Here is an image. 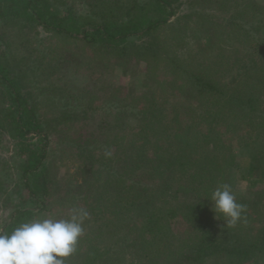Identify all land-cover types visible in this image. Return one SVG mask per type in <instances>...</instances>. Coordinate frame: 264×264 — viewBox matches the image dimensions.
I'll return each mask as SVG.
<instances>
[{
  "label": "trees",
  "instance_id": "16d2710c",
  "mask_svg": "<svg viewBox=\"0 0 264 264\" xmlns=\"http://www.w3.org/2000/svg\"><path fill=\"white\" fill-rule=\"evenodd\" d=\"M174 1L178 0H148L156 13L153 17L130 12L126 21L118 22L107 15L101 22L82 18L80 23L70 9L59 15L49 0H0V24L5 29L10 22H19L20 26L36 23L74 40L90 39L100 47L112 45L116 53L126 56L123 44L129 36H150L172 25L168 19L173 14ZM109 4L104 0L102 9ZM241 8L236 10L235 6L217 26L216 18L194 7L184 14L186 19L203 16L210 24L207 28L211 32L205 38L214 54L205 58L210 60L197 61L196 67L191 60L182 63L172 56L174 53L169 55L167 41L164 45L150 40L142 49H136L145 55L148 70L153 72L164 65L167 71V79L163 80L167 89L139 94L142 107L133 98L122 97L121 87L109 92L108 98L118 99L115 104L103 101L93 105L94 91L69 95L79 99L78 109L83 114L112 113L115 122L102 119L99 126L103 140L77 145L86 156L66 182L56 175V166L50 159L45 161L54 136L36 114L20 77L5 66L3 52L0 53L3 125L22 157L21 176L31 199V206L14 210L1 232H10L34 218H57L60 212L84 200L83 208L90 213L86 222L93 224L84 230L75 253L80 246L88 250L74 264H95L104 258L108 264L106 256L119 259L122 249L112 244L101 248L97 238L114 229L113 237L122 239L120 231L126 228L134 264H264V51L259 53L264 50V34L250 33L252 19L264 13V4L253 1ZM228 33L240 36L234 38L237 47L229 49L224 42ZM242 43L251 50L240 52ZM49 89L55 93L63 90L58 83H52ZM122 114L134 121L128 141L119 138ZM108 137L115 145L112 152L118 165L109 164L103 154L97 157V150L109 149L104 144ZM240 154L243 162L237 159ZM235 169H244L242 179L253 176L255 188L252 197L236 198L246 205V220L229 227L214 212L209 197L224 183L233 190ZM95 173L104 176L96 188L90 181ZM80 176L84 177L80 188L98 192L91 197L88 193L80 196L62 188ZM93 196L95 200L90 202ZM102 217L101 225L96 226V220ZM124 236L122 247L127 234ZM72 255L65 258V264H70Z\"/></svg>",
  "mask_w": 264,
  "mask_h": 264
},
{
  "label": "rangeland",
  "instance_id": "374dc122",
  "mask_svg": "<svg viewBox=\"0 0 264 264\" xmlns=\"http://www.w3.org/2000/svg\"><path fill=\"white\" fill-rule=\"evenodd\" d=\"M109 1L110 4L106 10L102 9L104 0H49V3L59 15L70 9L80 23H82V18L101 22L103 21V16L107 17V15H111L113 19L120 22L126 21L132 15L131 13H141L147 17H153L156 14L152 10L153 7L148 5V0ZM253 1L264 4V0L174 1L171 4L173 14L169 16L168 22L172 23L176 28H172L171 25L165 30L158 29L150 36L132 34L123 44L126 45L128 51L126 56L116 53L112 45L111 47H100L96 41L94 43L90 42V39L74 40V38L47 31L36 23H30L29 26H20L18 21V23L10 22L5 24V29L4 25L1 26L0 24V53L3 52L4 62H6L5 66L9 67L12 73L20 77L23 89L27 93L26 96L30 103L33 104L36 114L54 136L53 144L48 147L50 154L45 161L48 162L50 159L52 165L56 166V175L65 182V179H70V175L78 168V165L86 156L84 155L83 157L77 145L83 146L84 141L103 140V131L99 126V122L102 119L105 118L115 122L112 113L95 112L87 115L83 114L84 112L82 113L78 109L77 102H79V99L75 98L73 100V98H69V95L76 96V94L80 95L85 94L87 91H94V97L91 99L94 100L93 105L98 106L103 101L107 105L115 104L118 103V99L116 97L108 98L109 92L116 87H121L122 97L126 95L129 98H133L142 107L139 94L147 93L148 91L153 94L162 93L167 89L168 84L163 82L165 78L167 79V71L164 69V65L157 67L153 72L148 70L146 61L143 59L145 55H140L136 49H142V46L146 45L150 40L156 39L164 45L167 41V52L169 55L174 53L172 56H176L182 63L191 60L192 65L196 67L197 61L210 60V58H205L214 54V52L209 51L205 38L211 32L207 28L210 24H206L203 16L186 19L184 14L194 7L202 14L204 12L209 13L216 18L217 22L214 25L217 23L222 25L220 21L226 18L227 12L233 11L235 6L236 10L238 8L242 9L241 7H244L245 4ZM263 14L257 15V18L252 19L253 26L250 33L253 36L264 34V19L259 21ZM234 38L240 39V36L228 33L223 37L229 49L238 46ZM213 39H215L214 36ZM262 41L264 44V38H262ZM239 50L240 52H247L251 48L246 43L240 46ZM263 51L260 50L259 53L262 54ZM141 52L143 53L142 50ZM52 83L60 84L63 90L58 93L51 92L49 86ZM70 92L73 94H69ZM3 101L0 86V232L15 209L31 206V199L27 195L21 176L20 164L22 157L18 153L16 142L4 129L2 117ZM185 112L188 111L186 110ZM61 116L64 118H61ZM120 118L123 123L121 125L123 128L120 129H123V131L120 132L121 136L119 138H124L128 141L131 139L129 128L134 125V121L130 117L128 118L126 114L120 115ZM110 136H113V134ZM30 137L33 141L36 140V137ZM112 143L111 137H108L107 141L105 140L104 144L107 147L109 146L108 150L112 153L111 157L106 158H108L109 164H117V157L112 152L115 145ZM102 150H97L99 153L97 157L102 154L105 156V151ZM90 154H95V151H90ZM237 159L242 162L244 160L241 154L238 155ZM95 171L97 170L95 169ZM243 172L244 169H235L232 173L234 179L233 190L236 198H250L254 195L255 184H253V180L255 178L250 176L242 179L241 174ZM102 179H104L103 175L95 173L90 181L94 184L93 187L96 188ZM81 180H84V177L80 176L74 182H69L70 184H67V186L63 185L62 188L70 192V194L79 193L78 195L80 196L88 193L91 197V195L98 192L90 187L84 186L80 188ZM93 198L94 196L89 198L91 199L90 202ZM75 207H84V200L79 201V205L77 204ZM69 211L63 210L57 218L67 217ZM120 216L122 215H119V218ZM103 218L96 220V226L101 225ZM91 224H93V221L87 223L85 220L84 230H89ZM177 226H180V224ZM120 232H123L122 239L113 237L114 229H110L106 233L105 231L100 233L97 238V244L101 248L104 245L109 246L112 244L113 248L122 249L119 259L114 257L110 260L106 256L109 261L108 264H134L135 260L130 247L128 228L122 229ZM124 234H127V239H125L124 247H122V240L126 238ZM87 250L86 246H80L78 253L72 255L70 264L78 262L79 258L81 259L85 256ZM104 261L105 258L95 264H106Z\"/></svg>",
  "mask_w": 264,
  "mask_h": 264
},
{
  "label": "clouds",
  "instance_id": "9594fccd",
  "mask_svg": "<svg viewBox=\"0 0 264 264\" xmlns=\"http://www.w3.org/2000/svg\"><path fill=\"white\" fill-rule=\"evenodd\" d=\"M104 155L111 157L112 153L106 149ZM209 198L214 212L224 218L227 226L246 220V205L237 202L229 184L212 190ZM89 216L86 208L72 207L67 217H38L10 232H0V264H65V258L77 251Z\"/></svg>",
  "mask_w": 264,
  "mask_h": 264
}]
</instances>
